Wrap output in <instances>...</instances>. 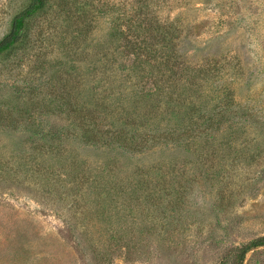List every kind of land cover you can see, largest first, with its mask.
Listing matches in <instances>:
<instances>
[{"label": "rangeland", "instance_id": "1", "mask_svg": "<svg viewBox=\"0 0 264 264\" xmlns=\"http://www.w3.org/2000/svg\"><path fill=\"white\" fill-rule=\"evenodd\" d=\"M123 1L47 0L0 59V264H237L264 237V0H152L143 22L177 32L166 74L154 31L127 36L148 61L127 71ZM26 3L0 0V39ZM123 127L157 139L105 133Z\"/></svg>", "mask_w": 264, "mask_h": 264}, {"label": "trees", "instance_id": "2", "mask_svg": "<svg viewBox=\"0 0 264 264\" xmlns=\"http://www.w3.org/2000/svg\"><path fill=\"white\" fill-rule=\"evenodd\" d=\"M26 2L27 3L25 7L19 10L11 18L7 32L0 39V59H7L15 51L25 48L27 44V39H28L27 25L36 16L42 14L47 8V0H26ZM128 2L129 0H124L123 4L121 5L124 10L120 13L118 12V24L116 28L119 38L126 40V45L128 44L127 47H131V50H129L131 63L127 66V71L130 73H133L135 70L144 69V67H141V66L147 65L148 63V61L145 60V58L147 57L146 53H145L146 56L143 54L144 53L143 51H147V50H143V48L145 47L142 46L141 43L131 44L128 41L127 36L136 35L139 39V42H141L142 41L140 38L141 33H148L149 31L150 32L154 31L158 34H161L164 40L167 41L165 43V50L166 52L168 51V53H166L165 55H161L159 59L160 61H157L156 58L154 57L155 64H154L153 69L160 72V74L172 73L171 72L172 69L169 66H167L166 62L173 60V56L169 51L173 50L174 48L173 38L175 37V35H177V32H175L176 30L172 28V25L167 24V23L158 24V28L153 29L152 26L149 27V25L143 22L142 18H140L142 14L141 11L145 8H148L151 5L152 0H135L137 4L136 10L126 11V4ZM122 48L123 46L120 49ZM121 54H124V52H122ZM173 86L169 85L168 89H171ZM185 87L186 86H182L181 90H185ZM158 92H159V88L155 87L153 90H150L147 94L140 93L139 95L142 98L146 97L147 99L150 100L151 98L156 96ZM170 96L171 95L169 93L165 94V99L167 101V104H171V102H174L177 99V98L172 99V97ZM72 113L74 114V117L77 120L80 119V121H83L85 123L84 125L85 129L83 128L80 129L81 137L84 139V141L88 142L92 139L91 137H96L97 133L95 131H98L99 129L96 128L97 126L96 122L98 120L97 121L95 120L94 118L95 116L91 118V116L81 113V111H77V110L76 112L74 111ZM132 113L131 114L126 113V115L130 116L132 115ZM87 121L91 122L93 127H90ZM73 125H76V124H73ZM123 128H124L123 130L112 128L108 131H105V133L109 136L110 139H114L115 141L119 143L122 140H126L128 142L130 141L134 143L136 146L142 143H147L151 140L157 139L156 137H154L156 136L155 134H151L153 136L144 134L141 132V130H139V128L137 129L135 128L134 133L132 135L127 134L128 131L125 129V127ZM98 134L100 135L99 132ZM47 135L48 134H45V135H42L41 137H45ZM170 135L181 137V134L171 133ZM258 247H264V237L256 239L250 242L249 244H247L245 247H243L237 255V264H242L246 254L249 251L255 248H258Z\"/></svg>", "mask_w": 264, "mask_h": 264}]
</instances>
